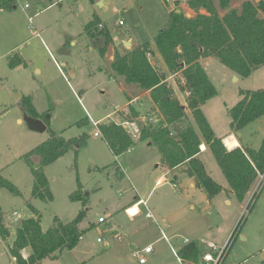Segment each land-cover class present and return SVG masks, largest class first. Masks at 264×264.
<instances>
[{
	"label": "rangeland",
	"instance_id": "obj_1",
	"mask_svg": "<svg viewBox=\"0 0 264 264\" xmlns=\"http://www.w3.org/2000/svg\"><path fill=\"white\" fill-rule=\"evenodd\" d=\"M96 1L15 0L11 10L0 9V171L20 191V195L15 196L6 189L0 190V208L10 228L7 243L0 241V264L14 261L8 251L15 233L10 214L17 212L18 221L35 218L31 207L39 214L42 231L52 227L55 217L67 223L81 211L85 212L79 226L87 231L75 250L63 251L55 260L44 259L42 264H138L133 252L153 243L157 227L144 225L139 217L132 223L120 210V204L132 193L119 182L121 172L114 165V157H118V165L134 178L137 173L132 176L127 163L133 161L134 152L140 154L139 146L145 141L134 145L124 155L113 157L105 141L94 136L97 128L91 124V120L119 122L120 115L115 114V108L123 107L126 102L122 91L128 94L142 91L113 76L108 56L103 58L96 48H92L84 34V26L97 15L103 21L100 20L99 28L107 26L115 44L120 45L124 40L120 48H131L129 38L154 46L155 36L168 23V7L169 10H181L185 8L184 0H100L101 5ZM244 1L256 4L260 0H230V8L239 11ZM214 3L218 8L217 0ZM26 4L28 7L24 8ZM218 10L220 14L224 13ZM28 16L32 17L31 23ZM185 16L191 17V14ZM119 21L123 22L121 26ZM18 58L25 65L10 68L9 61L16 62ZM149 59L161 74L165 71L161 57L155 54L149 55ZM209 59L201 65L217 94L202 108L215 131L223 132L229 129L228 110L242 97L241 92L264 89V67L235 81L231 71L216 59ZM168 82L175 88L181 86L179 74ZM27 95L31 97L37 119L48 118L47 130L43 133L30 131L24 122L17 121V118L22 119L17 101ZM145 101L141 98L140 102L144 104L139 112L141 116L154 111ZM154 114L158 118L157 124L161 118L156 110ZM186 116L187 123L192 124L188 111ZM134 123L141 131L147 122L136 119ZM239 132L244 144L258 150L264 139V116ZM51 133L65 140H78L83 134L87 136L79 146V142L75 143L65 155L44 167L53 196L45 203L31 198L33 176L21 157L49 138ZM151 150L160 160L158 149L153 146ZM202 158L211 175L218 179L213 172L215 168L224 182L213 155L206 153ZM257 180L242 205L237 202L221 205L217 201L221 208L219 214L212 212L211 220L205 219L212 228L207 230L209 237L204 240H211L217 247L228 244L226 264H264V184L254 192ZM78 189H81L85 205L69 199ZM99 216L105 218L104 223H98ZM109 223L119 232L114 235H121L122 241L97 243L96 238ZM159 225L164 228L162 223ZM229 227L232 228L227 237L225 233ZM224 237L227 239L221 242ZM131 246L135 249L131 250ZM153 247L158 249L159 245ZM23 251L30 254V248ZM167 258L168 254L146 255V264H154V261L166 264Z\"/></svg>",
	"mask_w": 264,
	"mask_h": 264
},
{
	"label": "trees",
	"instance_id": "obj_2",
	"mask_svg": "<svg viewBox=\"0 0 264 264\" xmlns=\"http://www.w3.org/2000/svg\"><path fill=\"white\" fill-rule=\"evenodd\" d=\"M214 1L187 0V6L195 12L193 17H187L181 11L177 13L176 9L169 12L167 25L153 40L154 47L164 62L165 71L162 74L150 62V43H136L130 49H115L110 64L113 76L122 78L126 84H134L141 90L148 91L161 119L157 124L147 122L138 138H133L120 124L113 121L98 123L97 130L114 156L124 155L139 142L152 143L158 149L162 163L169 170L184 166L196 186L211 199L222 191V187L209 176L198 158L199 147L204 142L235 199L242 203L258 175L264 173V139L258 150L249 146L228 150L222 139L214 134L201 106L214 97L217 91L199 64V59L213 57L240 78H247L264 66V19L260 17V13L264 14V0L256 4L244 1L239 11L230 8V0H217L218 8ZM14 3L15 0H0V9L9 11ZM218 9L225 11L223 16ZM200 10L205 13H200ZM100 25V19L94 15L84 26V34L103 57L112 43V37L107 26L99 28ZM21 64L25 65L19 58L16 62L10 60L8 63L10 68ZM175 74H179L182 81L179 89L190 92L185 105L180 103L173 86L167 80L168 76ZM18 105L27 116L39 118L30 96L22 97ZM186 110L191 112L198 132L187 123ZM118 115L120 121H133L138 113L128 106L125 110H119ZM262 116L264 89L247 91L228 110L229 128L232 133L238 134L245 126ZM44 122L47 126L48 118ZM86 136L83 134L78 140H65L51 133L49 138L21 157L33 176L31 198L45 203L52 200L44 167L65 155L75 143L79 142V146ZM35 164L38 165L37 168ZM1 189H6L15 196L20 195L19 189L5 179L0 171ZM69 199L86 204L81 189L73 192ZM31 210L37 218L12 223L15 233L8 251L12 261L14 259L13 264H42L44 259L55 260L63 251L73 250L87 231L79 228L85 217L84 211L67 223L55 217L52 227L42 231L38 212L33 207ZM4 216L0 208V240L7 243L10 228L6 225ZM26 248H30V254L24 258L22 251ZM177 253L181 258L195 262H199L202 257L195 242L184 245Z\"/></svg>",
	"mask_w": 264,
	"mask_h": 264
},
{
	"label": "crops",
	"instance_id": "obj_3",
	"mask_svg": "<svg viewBox=\"0 0 264 264\" xmlns=\"http://www.w3.org/2000/svg\"><path fill=\"white\" fill-rule=\"evenodd\" d=\"M99 1L100 0L96 1V3H98ZM183 6L185 8H182L181 10L180 9L179 10L181 12H183L185 15H186V13L191 14V17H193L195 15V12L193 10L189 9V7L187 6L186 0H184ZM24 8H27V7L24 6ZM170 11L171 10H169V7H168V11H167L168 16H169ZM200 13H205V12H204V10H200ZM224 13H225V11H224ZM224 13L220 14V15L223 16ZM261 15H262L261 17L264 19V14H261ZM91 19L88 22H90ZM28 22L29 23L32 22L31 16H28ZM129 40L131 43V47L136 43L147 42V41L134 42L133 39H130V38H129ZM121 42H122L121 43L122 45L125 43L124 40H121ZM148 43H150V42H148ZM120 45H119V43L115 44L112 40V43L107 47L106 53L103 56V58L106 57V55L108 56V66H109L110 70H111L110 64L113 60L114 51H115V49H119ZM92 48H94V47L92 46ZM150 48L152 50L151 55L155 56V54H157L160 57V55L158 54V52L156 51L154 46H152L150 44ZM98 54H99V52H98ZM209 58H213V57L200 58L199 64L203 65L204 61L207 62L210 60ZM177 75L178 74L168 76L167 80L169 81V79L175 78ZM230 75H231V77H232V75L234 76L235 81L239 78V76H237L233 72H231ZM181 83H182V81H181ZM130 85L137 87L134 84H130ZM173 88H174L175 95L178 98V100L180 101V103L185 105L186 104L185 103V95H184L185 90L181 91L179 89V87L175 88L174 86H173ZM119 89L122 91L121 88H119ZM176 90L179 92V94ZM141 91L142 92H138L136 94H132V93L128 94V92L122 91L125 95L126 102L123 105V107L115 108V114L118 116L117 113L119 110H121V109L125 110L128 106H131L138 113V116L136 119H140V121H144V119L148 118L149 115L148 116H145V115L141 116L139 114V112H141V110H143V105H144L143 103L141 104V102H140L141 98H145V100H146L145 104L149 106L148 108L150 110H154L150 114L155 115L154 114L155 110H156V112H158V110H157V107L153 104L152 100L150 99L149 92L143 91V90H141ZM27 96H30V95H27ZM241 96H243V95H241ZM241 98L238 101H240ZM20 99H18V100H20ZM207 102L208 101H206L201 106L202 112H203L205 117H206V115H205L202 107ZM17 103H19V101H17ZM186 111L189 112V118H190L191 123H192L191 125L198 132L197 127L194 126V120L191 116V112L189 110H186ZM109 115H111V114H109ZM136 119H134V120H136ZM206 119H207V117H206ZM44 120H45V118H44ZM134 120L132 121L133 123H134ZM17 121L19 123H21L22 119L17 118ZM95 122H98V121H95ZM208 123H209L211 129L213 130L214 134L218 138L222 139L224 146L228 150H232L234 148H241L242 146H249L250 147V144H247V143L244 144L242 142L240 132H238V134H234L231 132L230 128L227 129L226 131L224 129L223 132L215 131V129L211 126V123L209 121H208ZM135 138H138V137L136 136ZM143 144H144L143 146H139V147H141L140 148L141 150H139L140 154H137L136 152H134L133 161H130L127 163V166H128L127 168L129 169V171H132V176L134 175L135 172L137 173V175L134 178H130V176L127 174L126 169L124 170V169H122L123 168L122 166L118 165L119 159L117 160L116 157H114V155L111 153V151L110 150L109 151H110V154H112L114 157V162H116L114 165L118 169V172L119 173L121 172V174H120L121 176H119V178H120L119 182L124 184L126 187H128V192L132 193L130 198L126 199L125 201H123L120 204V207H119L120 210L121 209L123 210L122 212L125 214L127 219L132 223H136L137 220H134V219L139 217V219H141L140 220L141 223H145L144 225L150 224L153 227L154 226L157 227L156 234L152 239L153 243H148L144 246V248L147 246L152 247V252L147 254V256L152 255V254H156V253H158L159 255L160 254H164V255L168 254L169 259L167 258L168 260L166 261V264H175V261L177 262L175 254L172 252L171 248L169 247L167 240H165L164 237H166L168 239L169 243L175 248L176 251L179 250L180 248H182L184 245H187L191 242H195L196 244L199 243L198 246L201 250L202 255L205 252L210 251L208 248H206L205 245L202 246L203 244L200 243V240L201 239L203 240L205 237L208 238L209 236H208L207 230L212 228V225L207 224L205 222V219H208L210 221L211 219L209 218L210 217L209 215H211L212 212H214L215 215L219 214L218 210L221 208H220L219 204H216V202L220 201L222 203L221 205H231L233 202H237L238 204L242 205V203H244V201H245V199H246V197L250 191L246 195L244 201L242 203H239L235 199L231 190L229 189V185H228L226 179L223 182V180H222L223 178L221 176H219V174L216 172L217 170L215 168L213 169V172L218 179L214 178V176L211 175V173L208 171V169L206 167L205 161L202 158V156L204 154L211 153L210 150L208 149L207 145L204 142H202L200 147H199L198 158L203 162L205 170L209 174V176L217 184H219L222 187V191L211 199H209L207 197L206 193L202 189H200L199 187L196 186L194 179L191 176H189V174L186 172L184 166H179L177 168L169 170L162 163L161 158H160V160H158L154 157L153 152L151 150L154 145L148 141H145ZM106 146H107V144H106ZM169 198H170V200H169ZM139 199H142L143 201H145L146 206L138 204ZM149 213H150V215H149ZM154 216H156V217H154ZM159 222L163 224L164 228L160 227ZM113 226L114 225L109 223L108 226L106 227V229H104L102 231L100 236L105 237V241L103 243H106V242L107 243L108 242L118 243V242L122 241L121 235H116V236L121 237L120 241H116V239H115L116 236L114 235V233L115 232L119 233V232L116 231ZM79 228H80V226H79ZM229 228L230 229H228L225 233V235L227 237H228L229 232H230L232 227H229ZM80 229L87 230V229H83V228H80ZM123 231L126 232L125 229ZM105 232L109 235L106 236L104 234ZM227 237H224V239H222L221 242L226 240ZM185 240H189V243H184ZM210 242H212V241L210 240ZM154 245H159L158 249L154 248L153 247ZM132 249H135V247L131 246V250ZM74 250H75V248L73 250H71L70 252H73ZM28 255L29 254H26V253H24V251H22V256L24 258H26ZM173 258H175V261ZM154 262H155L154 264H164V263H160L158 261H154ZM146 263H147V261H146Z\"/></svg>",
	"mask_w": 264,
	"mask_h": 264
},
{
	"label": "built area",
	"instance_id": "obj_4",
	"mask_svg": "<svg viewBox=\"0 0 264 264\" xmlns=\"http://www.w3.org/2000/svg\"><path fill=\"white\" fill-rule=\"evenodd\" d=\"M166 1H168V0H166ZM25 7H28V5H25ZM122 24H123L122 21L118 22L119 26H121ZM0 88H1V85H0ZM184 95H185V97H188L190 95V92L186 90L184 92ZM145 121L154 124L157 121V117L153 114H150L148 116V118H145ZM117 123L120 124L124 128V130L128 134H130L133 138H135L137 136V134L140 132L138 127H136L135 123H133L132 121H119ZM91 124H92V126L97 128L98 122L91 120ZM94 136L95 137L100 136L98 130H96V132H94ZM131 149L132 148H129L126 151V153L128 151H130ZM116 159L118 160V157H116ZM257 179L258 180H257L256 188L254 189V192L259 190L260 187L264 184V173L259 174ZM138 204L146 206V202L143 201L142 199H139ZM149 215H150V213H149ZM9 220L12 223H16L19 220L17 212H12L9 216ZM104 221H105L104 217L98 218V223H103ZM164 238H165V240H167L169 247L171 248L172 252L175 254L178 264H226V254H227L228 244H225L223 247H217L213 242L201 239L200 243L205 245L206 248H208L210 251L205 252L202 255L199 262H195V261L185 260V259L181 258L178 255L175 248L169 243L168 239L166 237H164ZM115 239H116V241H120L121 237L116 236ZM96 241H97V243H103L105 241V237L100 236L96 239ZM184 243H189V240H185ZM151 252H152V247L147 246L141 250H135L132 255H133V257L137 258L139 264H145L146 263V255L151 253Z\"/></svg>",
	"mask_w": 264,
	"mask_h": 264
},
{
	"label": "water",
	"instance_id": "obj_5",
	"mask_svg": "<svg viewBox=\"0 0 264 264\" xmlns=\"http://www.w3.org/2000/svg\"><path fill=\"white\" fill-rule=\"evenodd\" d=\"M99 5H101L102 3L99 2ZM177 13L180 12V10H176ZM242 95H244V92H241ZM21 112H22V122L25 123L26 127L28 128V130L33 131V132H37V133H43L46 131L47 126L44 122V119H34L31 118L29 116H27L22 108H20ZM37 164H35V168H37ZM13 264V263H12Z\"/></svg>",
	"mask_w": 264,
	"mask_h": 264
}]
</instances>
